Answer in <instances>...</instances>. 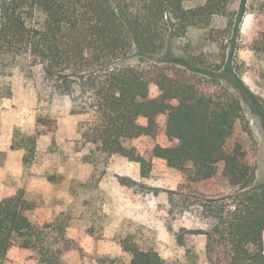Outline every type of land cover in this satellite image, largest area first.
I'll return each mask as SVG.
<instances>
[{"label": "trees", "instance_id": "16d2710c", "mask_svg": "<svg viewBox=\"0 0 264 264\" xmlns=\"http://www.w3.org/2000/svg\"><path fill=\"white\" fill-rule=\"evenodd\" d=\"M193 2L0 0V69L20 66L29 74L42 67L52 90L68 96L72 114L80 117L85 162L106 166L120 154L138 163L144 178L157 159L182 173L168 213L172 219L195 214L203 223L176 234L185 262L199 259L188 239L202 236L209 264H264V183H256L257 164L247 145L253 136L250 122L228 85L230 76L237 90L243 84L232 64L209 62L201 55L163 64L119 63L133 51L144 60L154 59L171 38L196 28L220 35L216 41L226 48L222 41L237 29L234 0ZM223 19L225 26H218ZM261 41L264 49V32ZM152 83L158 87L154 97ZM161 116H166L170 144L140 151L134 141L155 139ZM42 119L54 127V120ZM38 137L14 136V145L26 151L25 167L32 164ZM62 177L49 179L58 183ZM34 207L23 190L0 200V264L16 244L36 250L38 264H62L63 256L77 249L57 219L33 223L28 213ZM120 244L129 255L127 264H168L146 240L128 235Z\"/></svg>", "mask_w": 264, "mask_h": 264}, {"label": "rangeland", "instance_id": "374dc122", "mask_svg": "<svg viewBox=\"0 0 264 264\" xmlns=\"http://www.w3.org/2000/svg\"><path fill=\"white\" fill-rule=\"evenodd\" d=\"M261 1L234 0L231 4L237 29L233 28L228 39L222 41L226 48L216 41L220 35L196 28L183 37L171 38L154 59L144 60L133 51L119 62L130 66L163 64L165 59L201 55L209 62L232 64L243 84L237 90L230 76L228 85L240 98L250 122L253 136L247 145L257 164L258 185L264 183ZM216 24L225 26L226 22L223 19ZM157 94L158 87L152 83L150 95ZM71 110V99L52 90L42 67L32 68L29 74L20 66L0 69V200L23 190L35 204L28 213L33 223L57 219L66 225V236L77 249L66 253L62 264H127L129 255L122 250L120 239L128 235L154 244L168 264H209L205 260L204 237L188 239V245L198 253L197 261L185 262V251L176 241L181 228L203 227L195 214L172 219L168 213L170 195L183 182L182 173L157 159L150 176L144 178L139 164L120 154L112 155L106 166L85 162L80 117ZM42 118L54 120V127L46 125ZM160 125L155 139L142 136L134 141L140 151L170 144L165 134L166 116L160 117ZM16 133L39 134L29 167L24 165L25 149L14 145ZM51 175L63 177L56 183L50 181ZM130 181L134 183L128 185ZM39 259L36 250L16 244L8 251L5 264H38Z\"/></svg>", "mask_w": 264, "mask_h": 264}]
</instances>
